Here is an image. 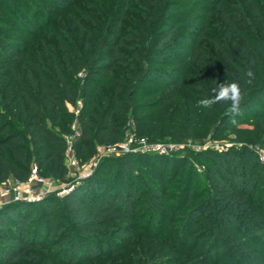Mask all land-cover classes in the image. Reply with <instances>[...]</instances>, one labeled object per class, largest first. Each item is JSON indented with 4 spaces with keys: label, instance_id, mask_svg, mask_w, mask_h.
I'll list each match as a JSON object with an SVG mask.
<instances>
[{
    "label": "trees",
    "instance_id": "1",
    "mask_svg": "<svg viewBox=\"0 0 264 264\" xmlns=\"http://www.w3.org/2000/svg\"><path fill=\"white\" fill-rule=\"evenodd\" d=\"M38 18L49 19L50 26H40ZM213 18L221 25L218 34L212 32ZM188 39L186 50L192 54L171 62V51ZM158 63H171L187 78L140 107L134 100L144 97L143 83L166 71L154 66ZM192 66L202 71L201 77L205 73L204 79L190 78ZM248 70L255 77L251 84L246 82ZM106 81L113 90L98 105L95 99ZM223 82H237L244 92L236 117L246 121L257 116L264 127V0H0V185L10 178H29V147L41 168L66 177L69 146L55 128L68 118L67 105H75L81 93L88 105L76 118L79 137L73 149L88 162L100 147L129 139L130 118L135 116V134L144 137L150 111L167 108L183 90L211 98ZM229 106L213 105V117L231 118ZM193 130L189 127L178 142L192 139ZM219 154L208 152L206 181L198 186L192 175L183 179L190 164L186 155L142 149L103 161L59 199L46 196L0 208V264H89L94 254L109 258L105 264H187L195 257L202 264H264V237L252 238L253 221L264 226V163H251L247 146ZM176 189L177 206L171 195ZM145 198L167 223L175 211L189 209L184 228L167 225L170 240L164 243L172 249L159 262L158 254L119 258L142 231L150 211L144 208ZM59 212L64 216L59 218ZM151 226L145 224L144 233L152 235ZM215 230L213 244H224V254L199 247ZM230 233L237 235L238 245Z\"/></svg>",
    "mask_w": 264,
    "mask_h": 264
},
{
    "label": "rangeland",
    "instance_id": "2",
    "mask_svg": "<svg viewBox=\"0 0 264 264\" xmlns=\"http://www.w3.org/2000/svg\"><path fill=\"white\" fill-rule=\"evenodd\" d=\"M56 1L65 4L70 2V0ZM230 1L235 2L236 0ZM29 22H31V20H29ZM37 22L42 27H48L51 23L47 18H38ZM211 26L212 32L218 34L219 28H221L219 21L213 18L211 21ZM189 38L191 39V37ZM189 44H191L189 39L186 41H180V48L178 50L171 51V62L183 60L182 58H184L186 54L188 56L191 55L192 50H186ZM166 60L168 59L166 58L165 61ZM154 66L166 71L154 73L143 83L141 89L142 91H146L144 97L142 96L134 100L135 104H138L140 107L148 106L149 104L156 102L163 94H165L169 84L173 82H181L187 78V74L176 71V69H174L175 66L171 63L167 66L160 63L155 64ZM187 71L190 78L204 79L205 73H201V77L200 72L202 71H200L197 66H192L191 68H188ZM81 84L82 82L78 83L79 88H81ZM101 89L102 96L96 97L95 99L98 105H102L104 100L110 96L113 90L112 82H104ZM102 98L105 99L103 100ZM201 99L202 98L196 95L194 92H191L190 90H183L180 93L178 100L170 104L167 108L163 109L156 107L154 110L150 111V113H148L145 118L146 125L144 127V137L138 138V136L135 134V116L130 118L131 129L128 133L129 139L126 140L123 145L111 148L100 147L96 157L92 158L88 162H84L83 159L79 157L76 154V151L71 147L72 144L75 143L77 137L78 123L76 118L79 116L81 110L85 109L88 105L87 96L82 95L81 93L80 99L75 105H67L69 112L68 118L60 127L55 128V130L61 133L70 144V149L67 151L65 160V166L67 169L66 177H62L61 174L54 175L50 173L49 168H41L36 160L37 153H35L29 147L31 155L30 167L32 170L37 169L38 177L43 179L44 183H27V180H22L21 183H18V180L10 178L7 182L0 185V208L12 205L16 202H22V200L17 201L15 199L14 195L16 193V189L22 193L21 196L25 198L33 196L42 199L46 196H49L50 198L54 196L59 199L63 193L75 187L81 180L93 175L95 171L98 170L99 166H101L103 161L112 158L123 157L126 154L142 151V149L145 150V145L143 144H148L147 146L163 145L166 147H172V152H170V154L176 153L178 155H186L190 164L184 172L185 174L183 179L185 180L187 177L192 175L196 186L203 184L206 181V170L209 166L207 154L209 151H216L218 155L221 156L219 153L231 148L239 149L243 146H247L250 151H252V154L248 155V160L251 163H264V148L262 147V142L264 139V127H261L259 117L252 116L251 119L245 121L243 120L244 118L241 119L240 117L235 116L236 123L233 124L232 117L226 120L213 117L214 111L212 107H197V104ZM189 127H193L194 129L193 138L189 140L184 139L182 141L184 143L178 142L177 138L184 134V132L188 130ZM143 140H145L146 143H142ZM126 148L129 149L128 152ZM73 162L75 164H73ZM103 179L105 183H109L106 175H104ZM180 182V184H182V181ZM137 184L138 186L143 185L141 180H138ZM260 185V188H262L261 183ZM179 192V189H176L173 190L171 194L173 196L172 204H175L176 206L179 202L177 198ZM262 197H264V195H262ZM202 200L203 197H200V199L192 203L191 206L195 208V206H198ZM143 203L145 204L144 208H149L150 211H147L148 214L144 217L143 223H141L140 229L142 231L136 234L135 241L131 248L124 250L126 245L122 244V247L124 245V251L119 256V258H123L126 255H135V257L142 255L143 257L147 258L148 255L158 254L159 257L155 261L159 262L165 258H168L172 249L171 246H168L164 243L165 240H170L169 233L171 231L167 228V225L170 223L169 228H174L175 230H177L176 228H184L185 222L183 216L187 214L189 209H185L182 213H177L175 211L174 215L167 223L166 217L163 215V213L156 212L151 207L152 203L149 198H145ZM40 210L41 208L38 206L37 212H40ZM58 215L59 218L64 216L62 212H59ZM147 223H151L152 225L150 228L151 233H153L152 235L149 233L147 234V232L144 233L145 224ZM253 223L255 226L252 229V231H254L252 238L261 240L264 237V226L260 225L262 223L258 220H254ZM66 226L67 225H64V229L67 228ZM201 228L203 227H200V229ZM191 229V227H187L186 231L190 234V236L192 235L193 237L194 233H191ZM61 232H63V230ZM208 232L212 234L208 237V239H206V241L200 244L199 247H203L204 249L206 247H212L214 252H220L221 254H224L225 250L227 249L224 244H213V235L217 231L215 230ZM160 233H162L161 235L163 236H156ZM178 234L180 235V233ZM229 237L232 244H237L236 241L238 238L236 234L231 235L230 233ZM211 240L212 242H210ZM218 246H221L220 251L217 249ZM61 247L64 248L62 245L58 247V250L59 248L61 249ZM245 249L253 251L252 247H245ZM215 254H213L210 258L213 259ZM37 255L40 256L41 254L37 253ZM94 257H96L93 259L94 261L91 260L89 264H105V262L109 259H102L103 257L99 254H94ZM202 260L203 259L199 257H195V259L193 258L192 260L189 258L187 264H202Z\"/></svg>",
    "mask_w": 264,
    "mask_h": 264
},
{
    "label": "clouds",
    "instance_id": "3",
    "mask_svg": "<svg viewBox=\"0 0 264 264\" xmlns=\"http://www.w3.org/2000/svg\"><path fill=\"white\" fill-rule=\"evenodd\" d=\"M247 83L251 84L255 79L251 70L246 72ZM214 95L211 98H202L199 100L197 107L211 108L215 104H229L227 115L231 116L232 123L235 124V116L240 112V105L244 99V92L242 87L237 82L231 83H219L216 88L213 89Z\"/></svg>",
    "mask_w": 264,
    "mask_h": 264
},
{
    "label": "built area",
    "instance_id": "4",
    "mask_svg": "<svg viewBox=\"0 0 264 264\" xmlns=\"http://www.w3.org/2000/svg\"><path fill=\"white\" fill-rule=\"evenodd\" d=\"M79 137V131L77 130V137H76V139ZM67 143H68V149H70V144H69V142L67 141ZM142 143H146L145 142V140H143V142ZM123 145V144H122ZM143 145H145V151H150V152H158V153H160V154H168V153H170V152H172V147H166V146H163V145H151V146H147L148 144H143ZM121 146V145H120ZM72 148H73V144H72V146H71ZM150 148V149H149ZM127 149V152L129 151V149L128 148H126ZM73 164H75L74 162H73ZM44 183V180L43 179H40L39 177H38V171H37V169H35V170H32L31 171V174H30V176H29V178L27 179V183ZM18 183H21V181H18ZM21 185V184H20ZM22 195V193H20L17 189H16V193H15V199L17 200V201H20V200H22V201H38V200H40V198H38V197H33V196H29V197H22L21 196Z\"/></svg>",
    "mask_w": 264,
    "mask_h": 264
}]
</instances>
